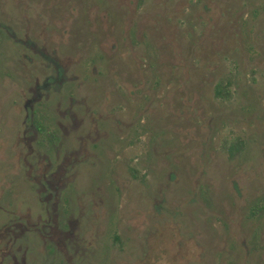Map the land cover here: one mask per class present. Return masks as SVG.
<instances>
[{
	"label": "rangeland",
	"instance_id": "374dc122",
	"mask_svg": "<svg viewBox=\"0 0 264 264\" xmlns=\"http://www.w3.org/2000/svg\"><path fill=\"white\" fill-rule=\"evenodd\" d=\"M0 264H264V0H0Z\"/></svg>",
	"mask_w": 264,
	"mask_h": 264
}]
</instances>
